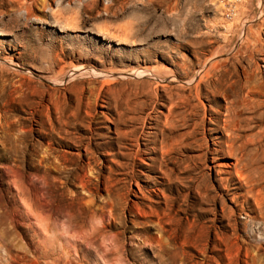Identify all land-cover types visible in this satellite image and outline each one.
Returning a JSON list of instances; mask_svg holds the SVG:
<instances>
[{
	"label": "rangeland",
	"instance_id": "374dc122",
	"mask_svg": "<svg viewBox=\"0 0 264 264\" xmlns=\"http://www.w3.org/2000/svg\"><path fill=\"white\" fill-rule=\"evenodd\" d=\"M0 264H264V0H0Z\"/></svg>",
	"mask_w": 264,
	"mask_h": 264
},
{
	"label": "bare ground",
	"instance_id": "6f19581e",
	"mask_svg": "<svg viewBox=\"0 0 264 264\" xmlns=\"http://www.w3.org/2000/svg\"><path fill=\"white\" fill-rule=\"evenodd\" d=\"M251 81H252V80H251ZM248 82H249V81H248ZM248 82H247V83H248ZM254 82H255V81H253V83H254ZM253 88H254V86H253ZM251 94H252L251 91L247 90V92L243 95V101H246V100H248V99H251V98H250ZM175 105H176V104H175ZM180 106H181V105H180ZM173 107H174V106H173ZM182 108H183V107H182ZM226 108H227V107H226ZM178 109H179V108H178ZM170 110H171V109H170ZM182 112H183V111H182ZM194 114H195V113H194ZM170 116H171V115H170ZM170 116H169V117H170ZM192 118H195V117H192ZM192 118H191V119H192ZM172 120H173V119H172ZM193 120H194V119H193ZM193 120H192V121H193ZM169 121H170V120H169ZM174 121H175V120H174ZM216 121H217V120H216ZM171 122H173V121H171ZM211 122H212V121H211ZM183 123L185 124V122H183ZM213 123H214V122H213ZM224 123H225L224 125H225L226 127L229 125V120H228V118H227V120L224 121ZM215 124H216V123H215ZM198 125H199V124H198ZM168 127H169V126H168ZM171 127H172V126H171ZM185 128H186V127H185ZM172 129H173V128H172ZM190 129H191V128H190ZM174 130H175V129H174ZM192 130H193V129H192ZM163 131H164V130H163ZM171 132H172V131H171ZM173 132H174V131H173ZM179 132H180V131H179ZM182 132H183V131H182ZM184 132H185V131H184ZM186 133H187V132H186ZM163 134H164V133H163ZM170 134H171V133H170ZM197 134H198V133H197ZM172 135H174V134L172 133ZM192 136H193V135H192ZM195 137H196V136H195ZM193 138H194V137H193ZM184 139H185V138H184ZM188 140H189V139H188ZM190 140H191V139H190ZM201 141H202V140H201ZM202 143H203V142H202ZM187 144H188V143H187ZM205 144H206V143H205ZM184 145H185V144H184ZM204 146H205V145H204ZM183 147H184V146H183ZM186 147H187V146H186ZM184 148H185V147H184ZM207 150H209V149H207ZM205 156H206V155H205ZM184 157H185V156H184ZM182 158H183V157H182ZM173 159H174V158H173ZM175 159H176V158H175ZM182 160H183V159H182ZM186 160H187V159H186ZM175 161H176V160H175ZM175 161H174V162H175ZM177 162H178V161H177ZM181 162H183V161H181ZM194 162H195V161H194ZM191 163H192V162H191ZM170 165H171V164H170ZM196 165H197V163H196ZM168 166H169V165H168ZM187 166H188V165H187ZM192 166H193V165H192ZM179 167H180V166H179ZM179 167H178V168H179ZM184 167H185V166H184ZM188 168H189V167H188ZM185 171H186V170H185ZM191 171H193V170H191ZM191 171H190V172H191ZM181 172H182V171H181ZM181 172H180V173H181ZM190 176H191V175H190ZM179 177H180V176H179ZM196 177H197V176H196ZM196 177H195V178H196ZM202 178H203V177H202ZM191 180H192V179H191ZM179 181H180V180H179ZM199 181H200V180H199ZM193 183H194V182L191 181V182L185 187V190L187 189L188 191H190V193H193V189H194V188H193ZM202 183H203V182H202ZM202 183L199 182V185L196 184L195 189H198V190H200V191H201V189L205 190V189H204L205 187H204V185H202ZM204 184H205V183H204ZM207 184H208V183H207ZM207 188H208V186H207ZM183 189H184V188H183ZM198 193H199V192H198ZM202 193H203V192H202ZM194 194H195V193H194ZM206 194H207V193H206ZM209 194H210V193H209ZM192 195H193V194H192ZM206 196H207V195H206ZM192 198H193L196 202H200V203H202V202H203V199H204L205 197L203 198V195H198V196L196 195V196H194V197H192ZM214 199H215V198H214ZM205 201H206V200H205ZM205 201H204V202H205ZM204 202H203V203H204ZM205 204H207V203H205ZM205 204H204V205H205ZM209 204H210V201H209ZM201 205H202V204H201ZM213 205H214V204H213ZM215 214H216V213H215Z\"/></svg>",
	"mask_w": 264,
	"mask_h": 264
}]
</instances>
